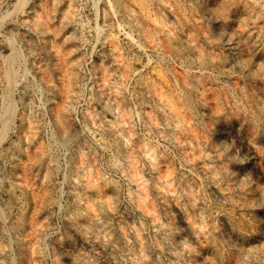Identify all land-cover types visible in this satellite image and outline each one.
Here are the masks:
<instances>
[{
  "label": "rangeland",
  "instance_id": "rangeland-1",
  "mask_svg": "<svg viewBox=\"0 0 264 264\" xmlns=\"http://www.w3.org/2000/svg\"><path fill=\"white\" fill-rule=\"evenodd\" d=\"M104 1L0 0V264H264V0Z\"/></svg>",
  "mask_w": 264,
  "mask_h": 264
},
{
  "label": "bare ground",
  "instance_id": "bare-ground-1",
  "mask_svg": "<svg viewBox=\"0 0 264 264\" xmlns=\"http://www.w3.org/2000/svg\"><path fill=\"white\" fill-rule=\"evenodd\" d=\"M130 3H131V5L133 6V9H137V10H140V11H143V12H145L146 11V13H145V15L147 16V17H153V15L152 14H150L149 12H147V10H146V8L144 7L145 6V1L144 0H128ZM103 2V1H102ZM19 4V3H18ZM105 7H107V10H109V12L111 13V14H115L116 13V9H115V7H114V4H113V0H105L104 1V4H103ZM130 5V4H129ZM131 5L129 6V7H131ZM95 6H97V5H95ZM19 7V6H18ZM17 9V8H16ZM132 9V10H133ZM96 10V9H95ZM14 11V10H13ZM105 11V10H104ZM152 11V10H151ZM8 12V11H7ZM12 12V11H11ZM156 12V11H155ZM154 12V13H155ZM97 13V12H96ZM103 13V12H102ZM147 13H149L151 16H148V14ZM6 16V15H5ZM155 16H156V13H155ZM8 18V17H7ZM154 18H156V17H154ZM152 20H153V18H151ZM43 20V19H42ZM155 20V19H154ZM156 21V20H155ZM127 23V22H126ZM45 24V23H44ZM130 24V23H129ZM119 25V24H118ZM121 25V24H120ZM124 25V24H123ZM95 26V25H94ZM126 26H127V24H126ZM123 27V26H122ZM124 29V28H123ZM131 29H132V27H131ZM127 30H129V29H127ZM123 31V30H122ZM126 31V30H125ZM130 32H131V30H130ZM133 34V33H132ZM125 35L127 36V37H129L130 38V40L132 41V43H134L135 45H137V46H141V43L138 41L139 39L137 38V40L133 37V36H131V34L129 33V32H125ZM122 36V35H121ZM121 38V37H120ZM129 40V41H130ZM8 43V42H7ZM13 45V44H12ZM134 45V46H135ZM14 46V45H13ZM13 46H12V50L9 52V55L6 57V69H5V81L7 80V83H8V89H10V91H12V89H15V87L19 84V79L21 78H19V75H17V69L14 67V61L17 59V57H18V55H17V52L14 50V48H13ZM10 47V46H9ZM142 47V46H141ZM176 59H177V57H176ZM151 60V59H150ZM178 60V59H177ZM4 61H5V59H4ZM180 61V60H179ZM170 62V61H169ZM180 63V62H179ZM4 64V63H3ZM64 64V63H63ZM198 66V65H197ZM201 65H199L198 67H200ZM184 67V66H183ZM18 68V67H17ZM193 68V67H192ZM191 68V69H192ZM196 68V67H195ZM201 68V67H200ZM24 69H25V67H24ZM202 69H204V67L202 68ZM207 69V68H206ZM186 70V69H185ZM190 70V69H189ZM187 71V70H186ZM191 71V70H190ZM199 71H200V69H199ZM202 71V70H201ZM209 71V70H208ZM4 72V71H3ZM20 72V71H19ZM17 76H18V78H17ZM26 76V75H25ZM24 77V76H23ZM5 86H6V84H5ZM6 86V87H7ZM61 90V89H60ZM59 90V91H60ZM8 92V91H7ZM10 93V92H9ZM4 94V93H3ZM8 94V93H7ZM9 95V94H8ZM12 95V94H11ZM64 95V94H63ZM10 96V95H9ZM4 97V96H3ZM5 99V98H4ZM13 100L14 99H11V98H9V100H7L6 102H3V103H5V104H3V108H2V110H1V112H0V138L3 136V133H5L4 131H5V129H6V126H8V122H9V120H10V114H11V111L13 110V107H14V102H13ZM84 100V99H83ZM84 110V109H83ZM56 114V113H55ZM135 114V113H134ZM117 128V127H116ZM85 130V129H84ZM91 131H94V130H91ZM86 132V131H85ZM89 132V131H88ZM91 134H92V132H91ZM90 134V135H91ZM95 136V135H94ZM96 137V136H95ZM1 141V140H0ZM0 152H1V150H0ZM46 156V155H45ZM121 178V177H120ZM205 198V197H204ZM21 204V203H20ZM215 210V209H214ZM0 211H1V209H0ZM1 213H4V212H0V214ZM105 230V229H104ZM9 243V242H8Z\"/></svg>",
  "mask_w": 264,
  "mask_h": 264
}]
</instances>
